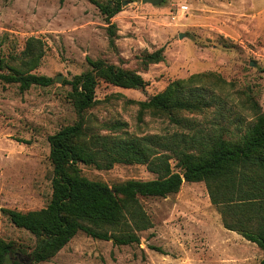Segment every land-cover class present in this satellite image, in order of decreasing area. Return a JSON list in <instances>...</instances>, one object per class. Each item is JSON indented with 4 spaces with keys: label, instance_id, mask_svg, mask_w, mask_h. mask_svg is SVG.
<instances>
[{
    "label": "rangeland",
    "instance_id": "374dc122",
    "mask_svg": "<svg viewBox=\"0 0 264 264\" xmlns=\"http://www.w3.org/2000/svg\"><path fill=\"white\" fill-rule=\"evenodd\" d=\"M124 2L112 20L118 27L112 47L104 15L88 0H0V72L11 66L27 71L20 54L27 40L37 37L45 43V55L30 72L54 78L49 86L26 90L0 78L1 207L26 212L50 202L48 137L78 120L71 85L65 81L90 69L87 57L136 71L147 85L124 88L100 80L97 101L85 115L86 140L98 134L126 137L180 130L168 116L150 109L140 117V102L171 81L194 76L195 84L215 99L209 108L183 115L210 125L216 116L221 123H229L236 113L250 119L255 113L251 102L264 111V0ZM182 5L188 6L185 12ZM163 46L165 59L145 66L143 54ZM59 75L62 81H57ZM78 165L86 177L110 186L157 177L145 164L121 162L110 169ZM141 202L153 227L140 232V243L117 245L81 231L39 264H257L264 256L257 243L223 228L205 181L184 182L176 193L141 197ZM0 238L28 250L37 241L3 213Z\"/></svg>",
    "mask_w": 264,
    "mask_h": 264
},
{
    "label": "trees",
    "instance_id": "16d2710c",
    "mask_svg": "<svg viewBox=\"0 0 264 264\" xmlns=\"http://www.w3.org/2000/svg\"><path fill=\"white\" fill-rule=\"evenodd\" d=\"M88 1L104 15L110 46L116 47L118 27L112 18L123 10L124 0ZM44 46L42 39L30 37L20 54L27 71L11 66L9 71L0 72V78L19 83L22 90L33 85L53 84V77L30 72L44 57ZM164 51L163 46L146 52L142 62L145 66L161 62L165 59ZM87 61L90 69L65 81L71 85L69 95L78 120L48 137L53 164L50 202L26 212L7 207L0 209V221L2 213L7 215L14 225L35 235L36 244L28 250L0 238V264L49 261L81 231L96 239L113 240L117 245L140 243V232L153 227L141 197H166L178 192L184 182L199 181H205L224 227L264 250L262 108L251 102L255 113L250 119L236 113L229 117V123H221L216 116L210 125H205L182 113L203 111L215 98L208 97L201 84H195V76L177 79L141 101L139 115L142 117L150 109L155 115L168 116L180 130L126 137L98 134L86 140L85 115L97 101L100 80L124 88L145 89L147 85L136 71L103 59L87 57ZM172 159L176 160L175 166ZM80 162L99 169H110L121 162L145 164L157 177L128 179L110 186L83 175ZM257 264H264V256Z\"/></svg>",
    "mask_w": 264,
    "mask_h": 264
},
{
    "label": "water",
    "instance_id": "95a60500",
    "mask_svg": "<svg viewBox=\"0 0 264 264\" xmlns=\"http://www.w3.org/2000/svg\"><path fill=\"white\" fill-rule=\"evenodd\" d=\"M143 3H151L153 5H159L161 4L164 0H141ZM123 4H126L125 2H123ZM184 34L183 33H180V37H183ZM63 77L62 75H59L57 77V81H62ZM0 209H1V205H0Z\"/></svg>",
    "mask_w": 264,
    "mask_h": 264
},
{
    "label": "crops",
    "instance_id": "0c3cea01",
    "mask_svg": "<svg viewBox=\"0 0 264 264\" xmlns=\"http://www.w3.org/2000/svg\"><path fill=\"white\" fill-rule=\"evenodd\" d=\"M120 13V12H119ZM118 13V14H119ZM117 16V15H116ZM116 16H114L113 18H116ZM113 18H112V20H113ZM114 22V21H113ZM223 228H225L224 226H223ZM227 231H229V232H234V233H237L236 231H232V230H229V229H227V228H225ZM241 235V234H240ZM249 241V240H248ZM251 242V241H250ZM255 243V242H254Z\"/></svg>",
    "mask_w": 264,
    "mask_h": 264
},
{
    "label": "built area",
    "instance_id": "2783aa9c",
    "mask_svg": "<svg viewBox=\"0 0 264 264\" xmlns=\"http://www.w3.org/2000/svg\"><path fill=\"white\" fill-rule=\"evenodd\" d=\"M181 9H182L183 12H185L188 9V6L187 5H182Z\"/></svg>",
    "mask_w": 264,
    "mask_h": 264
}]
</instances>
